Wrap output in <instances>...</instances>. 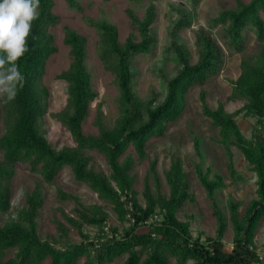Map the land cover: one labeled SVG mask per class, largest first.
Returning <instances> with one entry per match:
<instances>
[{
	"label": "trees",
	"instance_id": "trees-1",
	"mask_svg": "<svg viewBox=\"0 0 264 264\" xmlns=\"http://www.w3.org/2000/svg\"><path fill=\"white\" fill-rule=\"evenodd\" d=\"M107 1V0H106ZM138 2L140 0H128ZM73 9H79L75 0H66ZM195 6L198 0H190ZM52 0H40L39 18L32 24L28 38L29 51L18 62L25 83L16 98L4 103L0 100V214L10 210L9 180L17 164L39 176L44 184H51L63 167H68L77 182L86 184L97 198L109 205L121 223H128L120 233L110 228V235L104 234L107 213L98 205L85 207L78 199L62 190H57L59 200H71L76 218L64 219L76 228L82 236L80 243H67L56 247L41 241L38 236L36 215L43 204L40 182L26 195L25 206L14 220L0 225V264H264L253 246L258 222L264 218V50L253 63L240 62V74L233 82L232 95L245 99V105L234 114L227 113L222 103L210 109L205 102V92L200 91L201 114L217 130L218 143L228 157L230 149L236 148L255 176V199L251 201L244 215L237 217V204L229 202V222L233 232L232 247L226 251L222 238L226 222L221 211L212 202L217 228L214 238L192 239L187 222L179 221L176 213L185 202L192 200L188 183L179 159L172 158L165 172L168 195L152 194L144 187V205H140L132 189L130 175L133 160L124 156L131 148L138 160L146 157L147 142L162 137L167 125L179 118L184 109L185 94L193 86H203L218 75L223 63V48L240 53L245 46V33H252L257 41L264 42V0L239 3L235 9L221 12L209 20V28L219 27V39L207 30L195 32L194 46L197 60L190 64L186 49L174 42L170 50L177 64L176 73L165 83V94L161 103L153 106L151 101L142 103L132 88V60L151 50L153 38L150 26L154 20L153 7L149 6L143 18L137 20L129 13L139 41L133 37L120 44L113 25H96L100 36L98 58L105 71L114 76L118 89V117L112 128H105L96 117V136L82 133L90 103L96 98L91 77L85 67V40L73 30L65 28L63 44L69 47L71 62L68 69L57 76L67 85V109L57 119L70 135L74 147L54 151L40 130V121L45 115L47 92L40 87V80L47 59L56 52L49 28L57 23L52 13ZM189 25L186 19L176 24L174 30ZM255 119L250 139H246L234 116ZM100 114V113H99ZM87 152L102 156L107 164V176L89 167ZM124 158L120 161V158ZM153 163L150 171H153ZM231 173L232 165L229 161ZM197 178L212 200L216 189L224 187L222 179L214 175L209 180L196 166ZM90 225L101 233L94 241L82 235L81 226ZM146 227L140 232L139 228ZM63 227L59 225L60 231ZM63 232V231H62ZM104 234V235H103ZM6 253L12 256L4 260Z\"/></svg>",
	"mask_w": 264,
	"mask_h": 264
},
{
	"label": "rangeland",
	"instance_id": "rangeland-1",
	"mask_svg": "<svg viewBox=\"0 0 264 264\" xmlns=\"http://www.w3.org/2000/svg\"><path fill=\"white\" fill-rule=\"evenodd\" d=\"M75 1L79 7L78 10L71 8L66 0H52V13L57 17V23L49 28V32L53 36L56 52L47 59L40 80V87L47 92L44 104L46 112L40 121V130L54 151L74 147L70 135L57 119L58 115L67 109L68 104L67 85L64 81L57 79L60 73L68 69L71 62L69 47L63 44L65 28L73 30L85 40V67L90 74L96 98L90 103L87 117L81 128L83 135L96 136L98 129L94 121L97 116L105 128H112L119 115V93L114 76L104 70L97 55L100 46L97 24L113 25L117 30V39L120 44L130 37H133V41H139L129 13H132L137 20H141L146 9L149 6L153 7L154 20L150 26L153 45L149 52L138 55L132 60L134 75L132 88L139 101L142 103L151 101L155 106L163 100L165 83L174 76L177 69L174 54L169 48L170 44L174 42L183 46L188 53L190 64H194L197 60L194 46L195 32L203 28L219 39L220 28H209V20L221 12L235 9L239 3L247 4L251 0H198L195 6L190 0ZM182 19H186L189 25L174 30L176 24ZM244 35L245 46L242 52L236 53L222 46L224 56L218 75L210 77L203 86H193L187 91L181 116L167 125L162 137L148 140L146 157L138 160L131 148H128L124 155L133 160L130 172L133 179L132 189L140 205H144L145 186L152 194L158 192L164 196L168 195L165 172L169 169L172 158L179 159L192 200L185 202L176 213L177 219L188 223L192 239L199 238L200 241H205L206 238H214L217 228L212 207L214 202L226 222L222 238L226 251L231 250L233 237L229 222V202L237 204V217L241 218L251 201L256 198L255 176L236 148L230 149L231 156L228 157L224 148L218 143L217 130L201 114L199 94L201 90L205 92V102L210 109H215L220 102L227 113L234 114L245 105V99L233 97V82L240 74L241 60L253 63L260 51L264 50V42L257 41L252 33L247 32ZM234 120L243 136L250 139L255 119L244 116L243 112H240L234 116ZM2 130L0 120V134L3 133ZM86 155L90 159L89 167L93 171L108 175L109 169L102 156L95 152H87ZM124 156L120 158V161ZM229 161L233 173H231ZM151 163L154 165L153 171H150ZM196 166H200L203 173H208L209 180H212L214 175H218L224 183V187L214 191L212 200L207 197L205 189L197 178ZM39 179V176L30 172L25 165L15 166L13 176L8 183L10 210L0 214V225L16 218L18 212L25 206L26 195L36 183L40 182ZM40 188L43 204L37 212L35 221L41 241L56 247L83 241L76 228L64 219V216L76 218L74 212L76 204L71 200H59L56 195L58 189L76 197L85 207L91 205L102 207L107 213L103 230L105 235H110V228H116L120 233L128 226V223H119L111 207L99 200L86 184L75 181L68 167H63L51 184L40 182ZM59 225L63 227V232L60 231ZM138 231L144 232L146 227H141ZM81 233L93 241L101 234L95 226L85 224L81 226ZM253 246L258 259L264 260V218L256 226ZM11 256L12 253H6L4 260ZM122 259H116L113 264H120ZM42 264H49V261L46 260ZM169 264H176V262L170 259Z\"/></svg>",
	"mask_w": 264,
	"mask_h": 264
},
{
	"label": "clouds",
	"instance_id": "clouds-1",
	"mask_svg": "<svg viewBox=\"0 0 264 264\" xmlns=\"http://www.w3.org/2000/svg\"><path fill=\"white\" fill-rule=\"evenodd\" d=\"M39 7L40 0H0V100L4 103L13 101L24 86L18 62L29 51Z\"/></svg>",
	"mask_w": 264,
	"mask_h": 264
}]
</instances>
